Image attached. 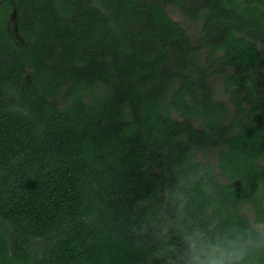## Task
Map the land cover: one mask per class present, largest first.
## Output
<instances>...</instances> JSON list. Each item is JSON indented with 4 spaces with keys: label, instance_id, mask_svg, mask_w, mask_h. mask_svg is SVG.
I'll return each instance as SVG.
<instances>
[{
    "label": "trees",
    "instance_id": "trees-1",
    "mask_svg": "<svg viewBox=\"0 0 264 264\" xmlns=\"http://www.w3.org/2000/svg\"><path fill=\"white\" fill-rule=\"evenodd\" d=\"M263 90L264 0H0V264H186L193 231L264 237Z\"/></svg>",
    "mask_w": 264,
    "mask_h": 264
},
{
    "label": "clouds",
    "instance_id": "clouds-1",
    "mask_svg": "<svg viewBox=\"0 0 264 264\" xmlns=\"http://www.w3.org/2000/svg\"><path fill=\"white\" fill-rule=\"evenodd\" d=\"M186 241L189 248L186 264H241L251 249L264 245V237L254 239L233 230L212 235L197 230Z\"/></svg>",
    "mask_w": 264,
    "mask_h": 264
},
{
    "label": "rangeland",
    "instance_id": "rangeland-1",
    "mask_svg": "<svg viewBox=\"0 0 264 264\" xmlns=\"http://www.w3.org/2000/svg\"><path fill=\"white\" fill-rule=\"evenodd\" d=\"M166 9L170 16L181 23L183 27H185L187 34L190 36L191 40L194 42L201 34V21L191 22L182 12L179 6L168 4L166 6ZM212 81V87L214 89V97L215 99L222 100L226 103V105L230 108H232L230 101L228 100V97L223 94L222 88L220 86L221 77L219 75H216L211 79ZM262 95L264 98V90L262 91ZM217 148L214 147H208L206 148V156L202 154H198V158L200 159H209L211 161L215 160ZM249 216L251 217V220L253 221L252 213H249ZM254 225L259 228L261 231L264 232V226L261 224H257L253 221Z\"/></svg>",
    "mask_w": 264,
    "mask_h": 264
}]
</instances>
